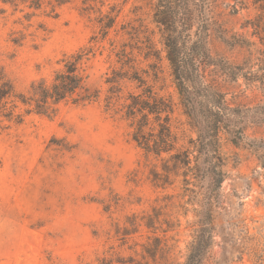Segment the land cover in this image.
<instances>
[{
  "label": "rangeland",
  "instance_id": "obj_1",
  "mask_svg": "<svg viewBox=\"0 0 264 264\" xmlns=\"http://www.w3.org/2000/svg\"><path fill=\"white\" fill-rule=\"evenodd\" d=\"M39 1L35 9L29 1L0 0V66L15 91L49 83L65 58L93 48L84 66L99 97L0 123V264H185L198 206L185 192L184 169L174 167L170 154L139 148L122 109L129 94L151 88L171 106L176 148L196 138L154 22L158 0ZM210 1L217 23L210 28L212 55L243 63L247 48L231 37L249 39L251 29L242 27L259 14L256 0ZM110 18L104 35L101 24ZM209 70L230 102L264 100L257 83ZM113 72L121 76L120 92L108 108ZM230 139L221 134L226 177L201 264H264V144H253L264 141V130L250 125L242 141Z\"/></svg>",
  "mask_w": 264,
  "mask_h": 264
},
{
  "label": "trees",
  "instance_id": "obj_2",
  "mask_svg": "<svg viewBox=\"0 0 264 264\" xmlns=\"http://www.w3.org/2000/svg\"><path fill=\"white\" fill-rule=\"evenodd\" d=\"M29 8H40L39 0ZM259 14L248 20L243 29H251L249 39L234 35L233 45L247 48V57L241 64H231L210 51V28L217 25L211 16L210 0H158L154 6V22L160 27L165 58L169 63L173 82L190 128L196 138L188 148H176V136L169 125L170 104L157 97L151 88L142 94H129L122 106L124 117L130 121L131 140L147 154H170L176 169H184L185 192L191 204H196V229L185 264H201L213 242L214 212L219 204L221 184L226 174L220 151L221 134L225 133L236 144L244 139L250 125L264 130V100L253 106L230 102L218 84L208 79L210 67H216L224 76L236 82L243 78L257 83L264 93V0L254 2ZM114 20L101 24L103 34ZM255 38L256 41H252ZM94 40V38H91ZM93 48L80 49L65 58L62 69L52 80L33 82L25 93H17L5 70L0 66V123H20L25 114H51L61 103L89 104L99 97V91L87 84L85 63ZM113 72L107 82L113 84L106 98L107 107L119 99L118 81ZM139 86L143 81L130 76ZM20 107L26 109L20 112ZM152 118V121H151ZM256 148L264 141L253 142Z\"/></svg>",
  "mask_w": 264,
  "mask_h": 264
}]
</instances>
